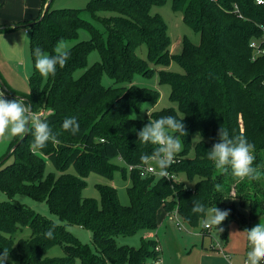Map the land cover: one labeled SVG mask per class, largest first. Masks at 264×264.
Returning a JSON list of instances; mask_svg holds the SVG:
<instances>
[{
	"label": "trees",
	"instance_id": "obj_1",
	"mask_svg": "<svg viewBox=\"0 0 264 264\" xmlns=\"http://www.w3.org/2000/svg\"><path fill=\"white\" fill-rule=\"evenodd\" d=\"M166 1L89 0L84 8L59 9H52L50 3L44 12L48 0H42L40 15L27 24L32 26L34 72L31 91L26 96L33 111L48 109L41 118L47 120L60 144L48 142L44 149L33 153L29 148L33 137L27 134L13 149L12 162L0 165V189L9 198L24 193L46 201L61 221L91 230L93 241L82 242L66 225L24 204L0 201V254L9 249L5 264H149L159 259L156 239L141 237L140 246L135 247L119 244L116 238L156 230L160 208L192 226L206 217L192 212L194 201L206 209L216 206L229 210V216L218 226L223 231L229 220L243 219L238 218L237 199L253 206L249 211L251 218L263 211L264 55L254 58L250 41L262 34L264 3L171 0L173 8L183 12L184 21L200 32L199 43L185 37L181 53L173 54L166 22L160 14L151 12L152 6ZM83 10L103 29L83 18ZM0 27L2 31L12 25ZM83 29L90 37L69 48L70 58L63 68L57 66L54 76L42 77L35 69V49L52 55L59 42L78 39ZM144 44L147 58L138 53ZM93 51L99 53L100 60L89 64ZM172 59L181 64L184 72L160 69L159 81L170 84V98L177 108L153 110L150 119L169 115L183 118L187 135L180 137V158L167 171L174 176L185 174L193 182L191 186L184 180L155 174L143 176L140 168L144 167H134L141 164L142 155H150L156 146L139 141L137 133L149 122V116L140 118L133 112H148L160 99L159 90L133 83L134 76L151 77L155 69L149 62L167 65ZM79 69L83 72L76 76ZM104 75L113 83L105 85ZM2 83L0 79V90L13 96L19 94ZM65 117L76 118L80 125L78 134L62 128ZM221 126L230 137L242 132L255 145L253 166L260 173L259 179L239 181L230 169L227 174L221 173L207 158L208 151L219 141ZM196 132L207 138L196 142L194 155L189 157ZM115 158L133 167L132 185L128 188L130 203L122 204L117 189L106 184L98 186L100 205L84 198L82 191L91 172L109 178L116 170L126 174V169L113 161ZM47 160L58 173H46ZM53 223L57 224L54 236L46 238L44 233ZM25 227L30 228V235L18 237ZM55 246L63 250V255H48Z\"/></svg>",
	"mask_w": 264,
	"mask_h": 264
},
{
	"label": "rangeland",
	"instance_id": "obj_2",
	"mask_svg": "<svg viewBox=\"0 0 264 264\" xmlns=\"http://www.w3.org/2000/svg\"><path fill=\"white\" fill-rule=\"evenodd\" d=\"M88 1L89 0H52L51 8H84ZM41 8L42 0H0V26L12 25V28L0 31V78L7 87L19 92L18 96H13L3 89L7 100H13L18 97L25 100L27 98L26 95H29L31 91L30 82L34 72L30 46L32 26L27 24L33 22L40 15ZM151 12L160 14L167 24V34L172 41L171 53H181L185 37L194 43H199L200 32L193 29L184 21L183 12L181 10H175L171 0H167L162 5L152 6ZM81 16L94 22L98 27L103 29L102 24L93 20L86 10L82 11ZM89 37L90 33L83 29L80 31L78 39L64 40L62 42L70 48L78 41L88 39ZM138 53L141 57L147 58L145 44L140 47ZM99 60V53L93 51L89 56V64H93ZM149 64L150 67L155 69L151 77L136 74L133 79V83L139 86L156 88L160 92L158 103L152 105L148 113L150 114L151 111L163 107L172 106L177 108V103L170 98V84L160 83L159 81V70L165 69L183 73L184 68L174 59L167 65H159L153 62H149ZM82 72L83 70L79 69L75 74L79 76ZM103 83L109 85L113 83V80L104 75ZM47 112L48 109L42 110L38 112V114L41 116ZM148 113L142 110L139 113L133 112V116L144 118ZM199 137L200 139L207 138L202 136L199 132L193 134L192 151L189 157L194 155V146L196 142L200 140ZM18 139L19 137L0 140V162L10 153L14 145L18 142ZM12 145L13 147L11 148ZM179 158L180 152L175 156L177 161ZM12 160L13 156L10 155L3 162L4 166L10 164ZM113 161L125 168L126 174H123L121 170H116L114 176L109 178L100 173L91 172L86 177V186L82 191V196L84 198L94 199L100 205L101 195L98 186L100 184H106L117 189L119 200L122 204L130 203L128 192V188L132 185L130 166L120 158H115ZM70 170L74 171V168L71 167ZM49 172L58 173L54 164L50 160H47L46 173ZM172 179L176 181L184 180L188 185H193V182L189 181L185 174L173 175ZM8 200L24 204L35 212L66 225L67 229L76 234L82 242L92 244L93 238L91 230L61 221L56 214L50 211L46 201L35 200L24 193L9 198L8 195L0 189V201ZM236 202V206L239 209L238 218L242 217L243 219L238 220L233 218L229 220L226 231L217 232L214 227L204 228L203 222L206 217L199 225L192 226L183 221L178 215H169L164 208H160L157 213L158 227L151 232V235L147 232L144 234L137 232L133 235L122 234L116 239L119 244H127L135 247L140 246L141 237L156 239L160 246V264H244L246 254L250 248L246 233L243 231L246 229L250 230L260 222H264V208L262 212L257 213L258 215L256 217L251 218L249 211L253 206L249 201L242 204V202L237 199ZM30 232V228L25 227L18 237H27L30 235ZM48 255L60 256L63 255V250L59 246H55L49 250ZM151 262L152 261H150L149 264ZM76 264H79V262Z\"/></svg>",
	"mask_w": 264,
	"mask_h": 264
},
{
	"label": "clouds",
	"instance_id": "obj_3",
	"mask_svg": "<svg viewBox=\"0 0 264 264\" xmlns=\"http://www.w3.org/2000/svg\"><path fill=\"white\" fill-rule=\"evenodd\" d=\"M54 54H45L40 48L35 49L34 55L35 69L42 77L55 75L57 66L63 68L70 58V49L68 46L59 42L54 48ZM148 113V112H147ZM137 133L138 139L142 144L151 143L155 145L153 152L144 154L140 157L141 164L134 167H144L145 171L153 172L161 178H168L167 169L175 162V156L182 151V141L180 137L187 135L185 125L182 119L174 116H165L157 120L150 119ZM65 131H70L73 135L80 132V125L74 117H65L62 123ZM179 133V136L176 134ZM26 134H31L33 140L29 146L30 151L36 153L44 149L48 142L54 146L59 145L60 141L52 132L46 119L31 109V105L25 102L23 98L7 100L5 92L0 90V140L7 138H24ZM200 139V137H199ZM255 145L250 143L246 137L241 134L231 136L228 130L219 129V141L215 143L208 151L207 158L214 162V166L221 173L227 174L229 169L231 175L239 181L246 178L259 179L260 173L257 167H254ZM217 190L220 186L217 185ZM193 213H203L206 218L203 222L204 228H215L217 232H222L218 228L229 216V210H221L216 206L206 209L199 201L193 202ZM56 223L44 233L46 238H53ZM250 250L246 254L244 264H261L264 261V222L252 227L250 230L243 231ZM9 259V249L5 248L0 254V264H5ZM227 259V258H226ZM15 264V262H13Z\"/></svg>",
	"mask_w": 264,
	"mask_h": 264
},
{
	"label": "built area",
	"instance_id": "obj_4",
	"mask_svg": "<svg viewBox=\"0 0 264 264\" xmlns=\"http://www.w3.org/2000/svg\"><path fill=\"white\" fill-rule=\"evenodd\" d=\"M257 2L258 3H264V0H257ZM235 8H237V5L235 6ZM260 27H261V31H262L261 36L259 38H253L250 41V46L252 47V49L254 51V58L259 56V55H264V24L260 25ZM130 169H133V167L130 166ZM140 171H141V175H143V176L148 175V174H155L153 172L145 171L144 168H140ZM155 175H157V174H155ZM157 176H159V175H157ZM172 178H173V175H171L169 173L168 179H172ZM150 264H160V261H159V259L154 260ZM261 264H264V261H262Z\"/></svg>",
	"mask_w": 264,
	"mask_h": 264
},
{
	"label": "water",
	"instance_id": "obj_5",
	"mask_svg": "<svg viewBox=\"0 0 264 264\" xmlns=\"http://www.w3.org/2000/svg\"><path fill=\"white\" fill-rule=\"evenodd\" d=\"M51 1L52 0H49L48 2H47V4L45 5V9H44V12H46V11H48L49 10V7H50V3H51ZM0 28H2V27H0ZM1 79V78H0ZM2 84H4V82L2 83ZM15 96H18L17 94H15ZM25 101H27L28 103H29V105H31V103H30V100L28 99V98H26L25 99ZM31 109H32V105H31ZM27 136V134L24 136V138L23 139H19L18 140V142L14 145V147L12 148V150L10 151V153L3 159V161H1L0 162V165L11 155V153H12V151H13V149H15L24 139H25V137Z\"/></svg>",
	"mask_w": 264,
	"mask_h": 264
},
{
	"label": "crops",
	"instance_id": "obj_6",
	"mask_svg": "<svg viewBox=\"0 0 264 264\" xmlns=\"http://www.w3.org/2000/svg\"><path fill=\"white\" fill-rule=\"evenodd\" d=\"M42 9V8H41ZM41 11V10H40ZM1 25V24H0ZM27 31V30H26ZM10 94V93H9ZM12 95V94H11ZM149 234L151 235L152 233L151 232H149Z\"/></svg>",
	"mask_w": 264,
	"mask_h": 264
}]
</instances>
